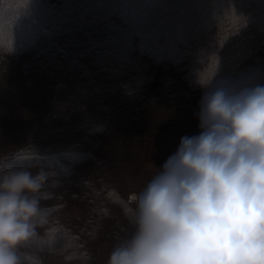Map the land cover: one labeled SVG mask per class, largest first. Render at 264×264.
Returning <instances> with one entry per match:
<instances>
[{
	"label": "trees",
	"instance_id": "obj_1",
	"mask_svg": "<svg viewBox=\"0 0 264 264\" xmlns=\"http://www.w3.org/2000/svg\"><path fill=\"white\" fill-rule=\"evenodd\" d=\"M211 80L264 85V0H0V164L49 176L25 264H107Z\"/></svg>",
	"mask_w": 264,
	"mask_h": 264
},
{
	"label": "clouds",
	"instance_id": "obj_2",
	"mask_svg": "<svg viewBox=\"0 0 264 264\" xmlns=\"http://www.w3.org/2000/svg\"><path fill=\"white\" fill-rule=\"evenodd\" d=\"M211 82L199 134L130 194L131 232L107 264H264V85ZM48 178L0 164V264H25L21 249L48 223Z\"/></svg>",
	"mask_w": 264,
	"mask_h": 264
}]
</instances>
